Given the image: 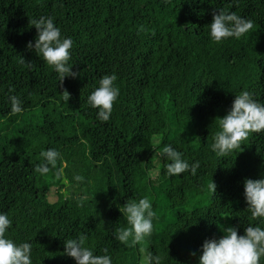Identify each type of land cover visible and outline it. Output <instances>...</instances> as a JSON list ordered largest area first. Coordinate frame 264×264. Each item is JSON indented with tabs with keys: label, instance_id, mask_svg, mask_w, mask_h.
Instances as JSON below:
<instances>
[{
	"label": "trees",
	"instance_id": "16d2710c",
	"mask_svg": "<svg viewBox=\"0 0 264 264\" xmlns=\"http://www.w3.org/2000/svg\"><path fill=\"white\" fill-rule=\"evenodd\" d=\"M218 8L250 19L251 32L211 42L207 24ZM41 15L71 37L78 77L57 82L25 47L35 38L28 20ZM106 74L116 76L119 95L100 122L86 97ZM241 90L264 103V0H0V212L12 221L9 237L32 244V264H75L63 241L80 235L94 254L107 248L113 264H141L144 250L161 264H197L219 226L239 235L258 223L242 182L264 175V132L225 158L209 148ZM9 95L22 99L21 113H10ZM168 144L199 161L195 175H165L168 161L157 153ZM46 148L60 153L59 176L34 171ZM142 196L156 214L153 230L125 247L113 238L125 226L119 209Z\"/></svg>",
	"mask_w": 264,
	"mask_h": 264
},
{
	"label": "clouds",
	"instance_id": "9594fccd",
	"mask_svg": "<svg viewBox=\"0 0 264 264\" xmlns=\"http://www.w3.org/2000/svg\"><path fill=\"white\" fill-rule=\"evenodd\" d=\"M30 26L35 27L34 41L26 42L25 47L56 73L57 82H63L65 77L76 78L80 74L71 70L70 49L73 46L71 37L63 36L61 29L54 23L52 16H39L28 20ZM208 25V38L213 43H221L229 38L239 39L251 32L253 23L250 19L238 15L235 11L218 8L213 11ZM19 63L31 68V64L21 57ZM116 76L106 74L97 81V86L86 97V105L95 109L96 119L107 122L113 111V104L119 95L115 85ZM11 91V89L9 90ZM63 100L67 102L69 93L62 90ZM10 113L19 114L23 111V101L17 95L7 98ZM218 130L212 136L209 145L210 151L218 158H225L229 153L238 152L243 141L253 133L264 132V103L254 99L252 93L241 90L234 95L230 107L217 120ZM40 162L35 165L34 171L46 175L56 169L60 153L54 148L40 151ZM157 158L168 161L164 165L167 177H176L188 172L197 173L199 161L191 164L183 153L171 144L165 145L157 153ZM57 176L60 170L56 169ZM158 172L156 175L158 176ZM75 181L84 183V177L76 175ZM243 199L246 209L253 221L243 228V233H237L235 226H219L222 233L214 239H205L200 245V254L197 264H260L264 258V175L258 179H243ZM211 192L215 191V184L208 185ZM84 197H78V202ZM124 217L125 226L117 227L113 231V238L125 247H132L149 237L153 230V220L156 217L152 202L147 196L137 200L124 202L119 209ZM12 221L9 216L0 212V264H32V244L29 242L16 243L8 235ZM85 236L80 235L63 241V252L71 257L75 264H113L108 249H101V254H94L91 247H85ZM141 264H161V257L152 251L144 250Z\"/></svg>",
	"mask_w": 264,
	"mask_h": 264
},
{
	"label": "rangeland",
	"instance_id": "374dc122",
	"mask_svg": "<svg viewBox=\"0 0 264 264\" xmlns=\"http://www.w3.org/2000/svg\"><path fill=\"white\" fill-rule=\"evenodd\" d=\"M35 118H32V120H34ZM41 193V191H39V194Z\"/></svg>",
	"mask_w": 264,
	"mask_h": 264
}]
</instances>
